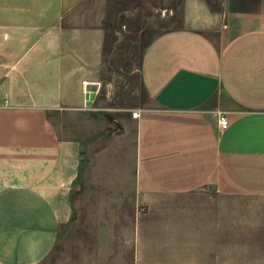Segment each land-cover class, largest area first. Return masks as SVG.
Here are the masks:
<instances>
[{
	"label": "crops",
	"instance_id": "crops-1",
	"mask_svg": "<svg viewBox=\"0 0 264 264\" xmlns=\"http://www.w3.org/2000/svg\"><path fill=\"white\" fill-rule=\"evenodd\" d=\"M0 93V264H264V0H0Z\"/></svg>",
	"mask_w": 264,
	"mask_h": 264
},
{
	"label": "built area",
	"instance_id": "built-area-1",
	"mask_svg": "<svg viewBox=\"0 0 264 264\" xmlns=\"http://www.w3.org/2000/svg\"><path fill=\"white\" fill-rule=\"evenodd\" d=\"M5 100H6L5 97H2L1 96V93H0V103H2ZM219 123H220V126L222 128H227L228 127V125H229V119H228V117H227L226 114L220 113V115H219Z\"/></svg>",
	"mask_w": 264,
	"mask_h": 264
},
{
	"label": "rangeland",
	"instance_id": "rangeland-1",
	"mask_svg": "<svg viewBox=\"0 0 264 264\" xmlns=\"http://www.w3.org/2000/svg\"><path fill=\"white\" fill-rule=\"evenodd\" d=\"M73 117H74V119L76 120V118H77V117H76V115H75V116H73Z\"/></svg>",
	"mask_w": 264,
	"mask_h": 264
}]
</instances>
